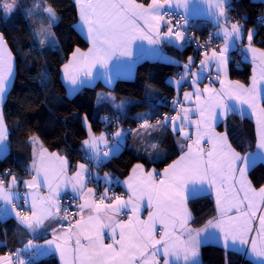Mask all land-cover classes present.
Segmentation results:
<instances>
[{"label":"snow or ice","instance_id":"snow-or-ice-1","mask_svg":"<svg viewBox=\"0 0 264 264\" xmlns=\"http://www.w3.org/2000/svg\"><path fill=\"white\" fill-rule=\"evenodd\" d=\"M78 6V14L80 25L89 40L91 47L87 53L82 52L79 48L72 53V59L63 65L64 82L70 87L73 93H78L83 87L94 86L97 77L103 79L107 84L113 80V73L110 67V62L116 58L117 62L121 61V57H129L132 55L130 46L136 40H147L149 44L158 45L161 42L182 49L185 44L190 43L196 38L187 34V18L190 12L192 0H151L147 6L137 4L135 0H75ZM199 2L208 7L209 15H211L216 26H221V21L228 19L224 13L223 4L225 0H216L215 6L211 7L213 0H199ZM229 7L231 0H227ZM13 4L5 3L0 0V9L3 10L5 17H8L13 10ZM183 8L184 12L181 19L185 23L179 21L173 25L171 20H165L164 17L169 15V9ZM39 16V26L36 23L32 24V34L35 37L34 47L43 48L57 46V37L53 31L54 25L59 21V16L55 8L46 3L42 6L36 2L31 9L27 10V16ZM143 21V25L137 23ZM161 22L166 31L160 33L159 28ZM260 23L264 25V20ZM147 28V32L145 31ZM230 29V30H229ZM246 33V37H245ZM216 35L223 38L225 46L217 53L214 49L212 56L208 59L214 60L216 68L219 69L222 64H226L228 57L226 53L232 43L241 42L246 38L248 41V49L255 54L259 51L260 58L264 62V49H256L252 47V40L256 35L255 29H245L244 25L239 23H231L227 27H223L220 33L210 34L206 43H211L212 36ZM159 37V39H156ZM183 42V43H181ZM197 45L199 41L196 40ZM138 48H143V45H137ZM207 57V51L204 52ZM188 63L180 65L186 72L181 76L179 81H174L177 87L185 81L188 70L193 64L192 57L188 58ZM179 63L178 61L176 62ZM206 60H201V70L206 65ZM96 69V74L93 75L91 69ZM81 73L83 78H81ZM46 75V74H45ZM194 74L191 80L193 85L198 83V79ZM14 76L13 57L10 49L7 48V41L4 34L0 32V145L5 146L4 151H7V135L8 129L4 124L3 116V101L11 78ZM261 80H264V70L261 73ZM223 84V82L221 81ZM242 94H247L252 101V106L255 109V96L257 91L256 78L253 77L251 88H244L242 85L235 86ZM205 93H209L207 100L199 111L200 120L195 122L197 126L196 138L192 140L189 133L184 131L183 121L187 120L188 109H183L184 116L180 117L181 123H177V117L164 115L163 120H158L156 125H150L148 114H138V119L142 121L140 128H167L170 126L173 132H180L187 139L192 140V143L181 145V149L186 148L178 160L173 161L162 173H156L155 169L144 174V165L136 164L132 168L133 176L129 177V181L133 180L138 172L143 175V180L139 181L135 186L129 183L128 187L132 189L131 195L127 200L118 196H113V203L105 204L108 189L101 195L98 202L92 204L87 201L79 206L80 212L85 209L89 211L87 219L83 215L76 220L73 229L72 224H68L69 229H73L70 233L66 232L65 246L62 248L57 240L60 237L57 235V228L63 229L69 215H72L67 209H64V216L59 217L61 211L58 203L52 200V196L56 193L51 191L48 197L46 207L37 209L36 193L35 192H13L12 188L20 182L28 189L37 187L35 177L30 182L28 180H18L17 176L8 170L5 176H10L11 180L9 187H4V179L0 178V208H15V202L23 199L25 204L29 205L30 215H21L16 213V218L19 223L29 232H35L37 228L45 227V220L49 221L47 225L51 228L53 239L45 241L44 245H35L32 241H28L24 245V249H18L15 253L9 252L4 256H0V264H25L21 258V252L32 250V254H38V249L44 251L62 249L63 252L72 253V259L66 260L65 264H159V260L163 257V264H201L199 260L200 247L204 237L202 232H206L208 227L219 228L222 233L223 247L227 251L237 245H250L249 249L239 248L240 251H248L250 255L260 258L259 264H264V185L259 189L253 187L251 181L247 178L249 169V156H242L228 143L226 116L228 113L237 111L235 105H221L213 96L215 90L205 88ZM201 90L195 89L197 103L201 100ZM219 96L221 93H215ZM192 93H184V99L190 100ZM110 103L113 109L117 112V116L102 117L103 121L114 122L126 115V109L129 101L116 102L115 98L107 94H97V104ZM176 102L173 101V104ZM221 108L219 113H214V108ZM206 113L208 114L206 116ZM179 115V114H178ZM225 124V132L216 133L211 130L212 122ZM84 127L88 132V138L82 142V150L86 154V159L91 163H95L99 167L104 162L112 158L119 151L128 130H121L107 135H112L113 145L109 146L105 139L106 134H101L99 137L91 133V125L88 123V117H83ZM258 133L260 142L258 147L264 149V108H260L257 117ZM203 124V131L201 130ZM203 135L210 137L209 142L213 143V149L205 153L200 147V142ZM214 138V139H213ZM30 140L35 143L37 138L30 137ZM103 142L106 150L99 147V143ZM155 153V158H160L163 150L158 143H152L149 146ZM46 150L41 151L40 167L37 168L34 160L31 168L35 170L36 175H40L43 168L45 176L43 182H47V169L44 167ZM153 152H148L149 156ZM55 157V154H52ZM61 169L63 172L67 165V160L59 157ZM238 173V177H237ZM87 174V175H86ZM74 181L73 188L79 185L80 190L85 186V180L103 179L105 183H119L118 178L105 173L101 178L97 174L90 173L88 166L80 163L73 176L70 178ZM219 182V183H217ZM224 184L227 188L221 191ZM213 185H217V210L220 214V219L213 224L208 221L203 229H195L188 226L189 221L193 219L192 213L188 208V201L197 199L203 192ZM89 194L93 192L88 190ZM223 196V199H222ZM29 197H32L31 201ZM147 197V206L152 207L155 201V212H149L147 220H140L136 216V202ZM43 203V202H42ZM225 204L227 206H225ZM131 207L133 213L128 218V222L113 221V217L107 215L108 212H118L121 209ZM235 215H228L229 213ZM260 213L257 216V213ZM104 214L106 219L111 223L105 224L101 219V214ZM258 221V227L253 226V221ZM116 226L113 227L112 224ZM163 226L160 238H156V225ZM106 227L111 229V243H105L102 230ZM117 227L119 232H117ZM47 230V228H45ZM75 237V248H67V241L71 237ZM119 236V239H117ZM84 239L82 243L81 240ZM227 264V261H226Z\"/></svg>","mask_w":264,"mask_h":264},{"label":"trees","instance_id":"trees-1","mask_svg":"<svg viewBox=\"0 0 264 264\" xmlns=\"http://www.w3.org/2000/svg\"><path fill=\"white\" fill-rule=\"evenodd\" d=\"M11 0H4L8 3ZM39 2L43 6L45 0H15L13 11L8 17L0 9V32L4 34L16 59V73L3 105L4 119L9 127L10 153L0 160V167L14 166L20 172L25 170L32 159L30 137L37 135L43 143L53 151L67 156L71 167L85 160L82 142L87 139L83 117L87 115L91 130L95 133L113 131L125 126H133L138 122V114H160L172 107V98L176 94L175 87L168 81L181 68L180 64L161 60L145 59L136 67L135 77L118 78L113 86L107 87L99 82L91 87H84L77 94L70 96L62 78V66L68 61L75 48H86L88 39L77 28L79 20L78 7L75 0H46L52 5L59 21L53 27L57 37L54 48L34 47L35 37L32 24L39 21V16H27V10ZM13 4V0L12 3ZM234 8L228 13L245 28L257 27L255 40L264 48V27L259 26L256 17L264 13V0H231ZM39 25H37L38 27ZM214 23L207 19L197 18L193 28L200 34ZM163 48L182 63L195 52L188 44L180 49L163 43ZM233 54H240L236 51ZM199 59V57H197ZM242 66L236 68L231 58V77L247 82L252 74V65L241 59ZM46 74V75H45ZM101 89L110 90L117 99L132 98L127 106L126 115L114 122H106L102 117L117 113L110 103L97 104V94ZM264 105V100H263ZM111 119V118H110ZM217 128L225 131V124L219 123ZM227 134L230 142L243 154L253 153L257 148V128L254 119L238 112L230 113L226 118ZM169 149V158L152 162L158 168L163 167L171 159L179 156L175 143L165 140ZM145 165L150 161L137 157ZM88 160V159H86ZM100 172H111L122 177L127 170H122L113 161H107L97 167ZM8 176L6 178H9ZM250 177L256 186L264 185V162L257 163L250 170ZM97 185V184H96ZM98 186V185H97ZM99 187V186H98ZM116 190H120L117 188ZM194 226H201L216 215V203L210 194L200 195L189 200ZM21 226L15 219H0V253L23 247L25 236L20 235ZM203 264H257L240 252L225 250L218 244H205L202 247ZM28 264H59L55 255L33 259Z\"/></svg>","mask_w":264,"mask_h":264},{"label":"crops","instance_id":"crops-1","mask_svg":"<svg viewBox=\"0 0 264 264\" xmlns=\"http://www.w3.org/2000/svg\"><path fill=\"white\" fill-rule=\"evenodd\" d=\"M135 2L137 4H143V5L147 6V4L151 3V0H135ZM11 3H12V0L8 2V4H11ZM161 3H163V0H161ZM215 3H216V0H213L211 7H214ZM227 5H228V2H227V0H225V2L223 4V8H224V13L228 19L222 20L220 27L216 26V22H215L214 18L211 15H209L208 7L201 4L199 2V0H192V4L190 5L189 16H188L187 20H191L193 18L210 20L214 23V26L217 28L216 29L217 32L220 33L221 29L223 27H227L231 23H239V21L235 20L228 13V11L225 8ZM171 9L178 10L181 13L184 12L183 8L176 9L173 6V8H171ZM164 19L167 20V16L164 17ZM137 23L141 24V26H144L143 21H137ZM77 28L85 35V33L82 30L81 25H80V18L77 22ZM245 29H247V28H245ZM248 29H255L256 33L258 30L257 27H249ZM145 31L146 32L148 31L147 28H145ZM159 31L161 34H163V32L166 31V28L164 27L162 22L160 24ZM255 36L256 35H254L253 40H252V47H254L256 49H264L262 46H260L257 43V41L255 40ZM245 37H246V33H245ZM156 39H159V37H156ZM163 43L164 42H161L158 45H152V44H149L147 40H139V39L136 40L130 46V49H129L132 53L131 56L121 57V61H123V62H117L116 58L114 57L113 60L110 62V67H111L113 77H114L113 80L111 81V83L107 84L103 79L97 77L96 81L94 82V85H96L99 82H102L107 87H111V86H113V84L115 83V81L118 78H133V77H135L137 64L140 61L145 60V59L161 60V61H166V62H172L175 64H177L176 62L178 61L179 62L178 64H180V65L187 64L189 62V61H186V62L182 63L179 59H177L174 56H172L171 54H169L167 51L164 50ZM181 43H183V42H181ZM140 44L143 45V48L137 47V45H140ZM224 46H225V41L223 40V38H221V43L219 44V46L214 48V50L217 53H219L220 50L222 48H224ZM90 47H91V44L89 42V45L86 48H81V47H77V48H79L82 52L87 53L88 49ZM7 48L10 49L11 55L13 57L14 76L11 78V82L8 85L7 91H6L5 96H4L3 105H4V102L6 100L7 94L13 85L15 73H16L15 55H14L11 47L9 46L8 42H7ZM75 50H76V48L74 49V51ZM236 51L239 52L241 59H243L244 61L250 62L252 65V74H251V76L247 82L239 81V80L231 77V75H230L231 56ZM72 53H71V55H70V57L66 63H68L72 59ZM207 54H208L207 57L204 54L199 56L197 65L192 69L191 74L189 76H187V78L184 81L187 83L186 87L183 86L184 82H182L179 85V87H177L176 84L174 83V81H179L181 79V77L174 75V76H171L168 78V81L175 87L176 93H179L181 100H182L181 109L175 115V117H177L176 122L181 123L180 117H183L185 115L183 112V109H188L189 111L187 113V120L183 121V123L185 125L184 131L189 133V135L192 137V140H194L196 138L197 126L195 123L190 124L189 122H195V121H198L201 119L199 116V111H200L201 107L203 106L204 101L207 100V98L209 96V93L203 92V90L205 88H212L215 90V93H221V95H219V96H217V95H215V93H213L215 100L217 102H219L221 105H235L236 109H237L236 112H238L240 114H246V115L251 116L254 119V121L256 123V128H257V130H256V132H257V148L253 153L243 154V153L239 152L231 144L228 134H227V136H228V143L232 146V148H234L242 156H249L250 157L249 169L247 172V178L251 181L253 187L259 189V187H261V186H256L254 184V182L252 181V179L250 177V170L257 163L264 162V149L258 147V144L260 142V137H259V133H258V123H257L258 111L260 108H264V105H263L264 80H261V73H262V70H264V62H262V60L260 58L259 51L256 52L255 54H253L248 49V41L246 40V38L243 39L241 42L231 44V46L229 47V49L226 53V56L228 57L227 63L222 64L219 69L216 68V63L214 60L208 59V57L212 56V51L208 52ZM192 60H193V58H192ZM201 60L207 61L206 65L203 67V71L201 70V65H200ZM91 71H92L93 75L96 74L95 68H92ZM61 74H62V78L64 81L63 66H62ZM194 74H199V75H196V78L198 79V83L195 85H193L191 83V80L194 78ZM254 76L256 78V88H257V91L254 94L255 104H256L255 109L252 106V101L250 100V97L247 94H242L240 92V90L235 87L237 84H239V85H242L244 88H251L252 84H253V77ZM81 78H83L82 73H81ZM221 81L223 82V84L221 83ZM65 85L67 88V92L70 96L77 94V93H73L71 91L70 87L66 83H65ZM85 87H88V86H85ZM197 87L201 90V93H202L200 103H197L196 96H195V89ZM102 91H110V90L101 89L98 93H101ZM184 93H192L191 99L185 100L184 99ZM221 110H222L221 108L217 107V108L213 109V112L219 113ZM229 114L230 113H228L227 116ZM207 115L208 114L206 113V116ZM3 116H4V113H3ZM227 116H226V118H227ZM4 124L8 129V135H9V127L7 126V123L5 122V119H4ZM218 124H219V122L213 121L211 130L215 131L216 133L225 132V131L219 130L217 128ZM151 125H156V124H151ZM126 127L127 126L117 128L113 131H103L100 133H95L91 130V133L96 137H99L102 133L106 134L105 139L108 141L109 146L115 147V145H113L114 137L112 135H107V134L114 133V132L121 131V130H125ZM200 127H201V130L203 131V124H201ZM8 135H7V144H6L7 151H4L5 146L0 145V159H3L4 157H6L11 151ZM33 137H35V136H33ZM165 140L174 142L176 149H178L180 151V153H179V156H177L174 159H171L163 167L158 168L157 165L153 164L152 162L163 161V160H166L169 158V156H168L169 155L168 154L169 149L165 147L166 146V144L164 142ZM192 140L187 139L180 132H173L171 130L170 126L167 128H156L155 130H153V128H148V129H142L140 127L136 128L133 132V135L131 137H125L119 151L116 152L112 156V158L108 160V161H113L122 170H127V173L125 175H123L122 177H119V176H116L109 171L108 172H100L97 169V166L95 163H91V162H89V160H86V159L78 162L74 167H71L70 160L67 156L51 150L50 148H48L43 143V141L40 138H37L35 143H33L31 141L32 159H31L28 167L25 169L24 175L23 176H17L16 175L18 180H28L30 182L33 180V177H35L36 182H37V187H35L34 189H28L24 186V184L22 182H20L16 185V187L12 188V191L13 192H20V193L35 192L36 193L37 209H40L41 207L47 206L48 197L50 196L51 191H54L56 193V195L52 196V200L54 202L58 203V205L61 208V211L58 213L59 217H63V213H64V205L60 201V197H67V196L73 195V196L79 197L80 205H83L86 201L88 203L92 204L94 202H97L95 200V196H96V193L98 191H100L103 194L105 192V189H108V192H107V196H108V194L110 193V191L112 189L119 188L120 190H125L126 194L124 196H118V197H121L122 199L127 200L128 196L131 195V191H132V189H130L128 187V184L131 183V184H133V186H135L139 181L143 180V178H144L143 175H141L138 172L137 174H135V177L133 178V180L129 181V177L133 176L132 168L134 165L143 164L144 165V170H143L144 174H146L149 171H152L153 169H155L156 173H159V172L162 173L164 168H166L173 161L178 160L179 157L182 155L183 151L187 150L186 148L181 149L180 146L192 143ZM209 140H210V137L208 135L202 136V139L200 142V147L203 149V151L205 153H207L208 151H211L213 149V143H210ZM152 143H158L160 148L163 150V154L160 156V158H155V153L149 147ZM99 147L102 150H106L105 145L102 141L99 143ZM42 149L46 150V152L44 153V156H45L44 167L47 169V176H48L47 182H43V177L45 176V171L43 168L40 171V175H36L35 170H33L31 168V165H32L34 160L36 161L37 168L40 167V154H41ZM148 152H153V155L149 156ZM52 154H55V157H59V158H63V159L67 160V165L65 166L63 172L60 171V169H61L60 159L53 157ZM137 157H142V158L144 157L145 159L150 161V163L148 165H145L141 160L137 159ZM80 163L86 164L88 166L90 172L92 171V167H94L96 170L94 173L97 174L101 178L104 176L105 173H109L111 176L118 178L119 183L107 184L104 182L103 179H99V180H97V185L99 186L98 187L96 184H89L87 182V180H85L84 181L85 186L82 190H80L79 185H77L76 189H74L73 188L74 181L70 178L73 176L74 172L77 170V167ZM237 177H238V173H237ZM10 180H11V177H9L7 179V181L4 182L5 188L9 187ZM217 183H219V182H217ZM49 185H51V191H50ZM227 186H228L227 184L223 185V187L221 189L222 193H223L224 189L227 188ZM89 189L93 190V192L91 194H89V192H88ZM204 194H210L214 198L215 203H216V210H217V202H216L217 201V185L211 186L205 192H203L201 195H204ZM31 199H32V197H29L30 201H31ZM222 199H223V196H222ZM21 201H22V205L27 207L29 210V205L25 204L23 199H21L18 202H15V208L14 209L11 207H9L7 209L0 208V219L6 220V219L12 218L18 222V224L21 226V230H20L21 234L20 235H24L26 238L25 241L23 242L22 246L24 247V245L27 244L28 241H32V243L35 245H44L45 241L53 239L51 228L47 227V225L49 224L48 220H45V227L37 228V230L34 233L29 232L19 223L18 219L16 218L17 212H19L21 215H25V214L30 215L31 214L30 210L28 211V213H23L21 211V208H20L21 203L19 204V202H21ZM109 203H113L112 199L105 202V204H109ZM136 206H137L136 216L140 220H147L149 212H155V210H156L155 209V201H153L152 207L147 206V197H144V199L141 201H137ZM187 206L190 209L189 201H188ZM225 206H227V205L225 204ZM131 207L132 206L130 205L128 209H121L118 212H108L107 215L112 216L113 221L127 223L128 218L133 215V213L131 211ZM262 207H264V206H262ZM190 211H191V209H190ZM123 212L127 213V215L123 216L122 215ZM89 214L90 213L87 209H85L84 212L81 213V215H83L85 217V219H87V216ZM228 215H235V213L234 212L229 213ZM259 215H260V213L258 212L257 216H259ZM80 216H78L71 223L73 225V229H74L76 220L79 219ZM101 219H102L103 223H105L106 225L111 223L110 221H108L106 219V217L103 213L101 214ZM219 219H220V214L218 213V210H217L216 215L214 217H212L211 219H209L208 221H212L213 224H215V223H217V221ZM208 221L205 224L198 226V227L194 226L191 223V221H189L188 226L191 228H195V229H203V228H205V225L208 224ZM112 226L115 227L116 225L113 223ZM253 226L258 227V221L254 220ZM155 227H156V238L159 239L160 234L163 230V226L160 224H157ZM45 228H47V230H45ZM73 229H69L67 227H64L63 229L57 228V235L60 237V239L57 240V243L60 244L62 246V248L65 246L64 234L66 232L70 233ZM117 232H119L118 227H117ZM102 234H103L105 243H111L112 242L110 239L111 229L109 227L104 228L102 230ZM201 236L204 237V239H203V241L201 243V247H200L199 260H200L201 264H203V259H202V247H203V245H205V244H218V245H221L223 247V243H222V233H221L219 228L208 227L206 232L201 233ZM84 239L85 238H82V240H81L82 243L84 242ZM117 239H119V236H117ZM74 240H75L74 236L71 237L70 239H68L67 248H69V249L75 248ZM241 247H243L244 249H249L250 245H244V246L237 245L236 247L228 249V250L240 252L246 258L252 260L253 262H255L257 264H259L260 258H257V257L250 255L249 252L246 250L245 251L238 250ZM27 251H32V250H27ZM37 253L38 254L34 255L35 260L43 258V257L48 256V255H55L57 257L59 264H65L66 260L70 261L72 259V253L66 252V251L62 253V249H55L54 246H53V250H51V251H44L43 249H38ZM6 254L7 253H0V256H4ZM159 264H163V257L160 258Z\"/></svg>","mask_w":264,"mask_h":264},{"label":"built area","instance_id":"built-area-1","mask_svg":"<svg viewBox=\"0 0 264 264\" xmlns=\"http://www.w3.org/2000/svg\"><path fill=\"white\" fill-rule=\"evenodd\" d=\"M226 9L229 8V4L225 7ZM230 8H234V6L231 4ZM183 15V13L179 12L178 10L175 9H169V15L167 16V20H171L172 24L175 25L178 21L181 24H184L185 21L184 19H181V16ZM257 22L259 23V26L264 27V25H262L260 23L261 20H264V13H259L256 17ZM197 22L196 18H193L191 20H187V34H191V36L195 37L196 39L191 41L190 43H187L188 45H190L192 47V50L195 52V57H193V64L191 66V68L188 70V75L189 76L191 74L192 69L197 65L198 63V59L197 57L201 56L204 54L205 51L210 52L211 50H213L214 48H216L217 46H219V44L221 43V38L217 37L216 35L212 36V41L211 43H206L209 39L210 34H214V33H218L217 30H215L213 27L209 26L207 28L206 31L200 33V34H196V30L193 28L194 24ZM244 25V23H239ZM196 40L199 41V45H201L202 47L197 45ZM232 60H233V65L236 68H240L242 66L241 63V59L239 58L238 54H232L231 56ZM186 72V70L181 67L179 68L175 75L181 77L182 75H184ZM187 78V77H186ZM184 87L187 86V83L184 82L183 84ZM173 101H175L176 103L173 104ZM172 107L169 110H163L160 114H156V115H149L148 116V121L149 124H156V122L158 120H163V117L165 114H167L168 116H173L175 117V115L177 114V112L181 109L182 106V100L181 97L179 95V93H176L172 100ZM117 116V113L115 114H106V117L112 118ZM142 121L139 119L136 125L133 126H127L125 128V130H128L126 137H131L133 135V132L136 128H139L141 125ZM1 160V159H0ZM11 170L12 173H14L17 176H23L25 173V170H23L22 172H20L16 167L14 166H6L5 168H1L0 167V178L4 179V182L6 181V178L8 176H5V173ZM96 170L94 167H92V171L90 173H94ZM161 173V172H159ZM95 174V173H94ZM87 182L89 184H97V179H92V180H87ZM126 194L125 190H116V189H112L110 191V193L108 194L107 198L104 200V203L111 200V198L113 196H124ZM102 193L100 191H98L96 193L95 196V200L98 202L99 198L101 197ZM60 201L62 202V204L64 205V209H67L70 213H72V215H69L67 218V221L65 222V227L68 228V224L72 223L78 216L81 215L79 206H80V199L77 196H67V197H60ZM21 203V211L23 213H28V208L22 205V201L19 202V204ZM123 216H126L127 213L123 212L122 213ZM64 216V213H63ZM20 250H23L24 247L18 248ZM18 249H14L11 250L9 252L11 253H15ZM8 252V253H9ZM21 258L25 261V264H28L30 262L33 261L34 259V255L32 254V251H22L21 252Z\"/></svg>","mask_w":264,"mask_h":264},{"label":"rangeland","instance_id":"rangeland-1","mask_svg":"<svg viewBox=\"0 0 264 264\" xmlns=\"http://www.w3.org/2000/svg\"><path fill=\"white\" fill-rule=\"evenodd\" d=\"M227 10V9H226ZM37 25H39V23H37L36 24V26ZM44 47H47V45H45ZM55 47V46H54ZM54 47H51V48H54ZM101 93H103V94H107V95H109V96H112V97H114L115 98V95L112 93V92H110V91H102ZM115 100H116V102H121V101H132V98H127V99H117V98H115ZM35 137L36 138H39L37 135H35Z\"/></svg>","mask_w":264,"mask_h":264}]
</instances>
